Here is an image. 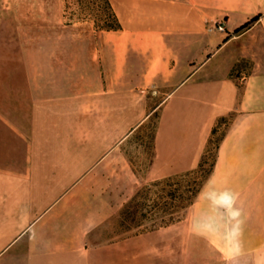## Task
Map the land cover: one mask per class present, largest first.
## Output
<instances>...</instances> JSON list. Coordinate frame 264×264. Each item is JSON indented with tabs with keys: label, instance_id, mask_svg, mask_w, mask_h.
Returning a JSON list of instances; mask_svg holds the SVG:
<instances>
[{
	"label": "crops",
	"instance_id": "1",
	"mask_svg": "<svg viewBox=\"0 0 264 264\" xmlns=\"http://www.w3.org/2000/svg\"><path fill=\"white\" fill-rule=\"evenodd\" d=\"M64 1L16 0L28 6L5 39L0 264H264V0H109L118 32L70 23ZM154 114L140 176L125 146ZM213 130L182 220L106 241L118 180L198 169ZM225 192L239 217L213 203Z\"/></svg>",
	"mask_w": 264,
	"mask_h": 264
},
{
	"label": "trees",
	"instance_id": "2",
	"mask_svg": "<svg viewBox=\"0 0 264 264\" xmlns=\"http://www.w3.org/2000/svg\"><path fill=\"white\" fill-rule=\"evenodd\" d=\"M70 3L75 9L70 11L67 17L68 10H70ZM64 12L70 23L88 21L92 23L94 29L98 32H118L121 30V25L109 0H65ZM260 17L256 16L252 18L235 30L233 34L237 35L248 30L259 21ZM240 64L238 63L235 66L234 71L240 67ZM150 118L151 116L149 120ZM157 118L158 116L155 115V122L149 137V156L146 161L139 165L142 171H146L153 162ZM144 126L145 123L136 130L134 137H140ZM215 134L216 131L213 130L212 135ZM220 139L217 141L216 148ZM210 143L211 139L208 141V144ZM204 157L205 154L201 159L198 169L194 171L176 177L154 181L137 189L121 210L120 226L125 228L126 231L136 230L134 234L137 235L180 222L184 217L186 209L192 204L204 182L212 172L215 158H213L209 168L206 170L204 168ZM130 164L135 174L141 172L136 169L132 160H130ZM160 194L164 196L165 200L163 203L152 199V195L158 198ZM161 213L163 216L159 217Z\"/></svg>",
	"mask_w": 264,
	"mask_h": 264
},
{
	"label": "rangeland",
	"instance_id": "3",
	"mask_svg": "<svg viewBox=\"0 0 264 264\" xmlns=\"http://www.w3.org/2000/svg\"><path fill=\"white\" fill-rule=\"evenodd\" d=\"M65 2V1H64ZM51 3V2H50ZM52 5V3H51ZM28 6V3H22L18 4L16 3V0H0V75H4L6 73H10L8 71V67H6V61L5 58L7 56H10L12 53V46H5V39L9 37L11 29L15 26V23L19 19V8L20 7H26ZM65 6V4H64ZM75 8L70 3V10H68L67 17L69 16V12L73 11ZM68 21V18H67ZM155 122V114L151 116L150 120L148 119L145 123V126L142 130V133L140 134V137H135L132 140H130L128 143H126V152L128 156L132 159L134 162V165L136 166V169L138 171H141L139 175H143L145 171L140 170L139 165L140 163L144 162L148 158L149 153V137L152 131L153 124ZM220 138V135L217 134L214 137L211 138V143L207 145L206 147V153L204 157V168L207 170L209 168V165L211 164L214 153L216 149V144L218 139ZM98 179L94 180L97 181ZM123 179L118 180V184L115 186V194L119 193V196L110 197V201L108 202L111 208H118V213L111 217L109 221H106V223L103 225V233H104V239L107 241L126 237L132 233H134L136 230L132 229L130 231H126L125 228L120 226V213L124 205L129 201V199L132 197V195L135 193L137 189L142 187L143 185H146L147 183L141 184V185H135L131 186L130 189L127 186V181ZM93 182L90 181L88 186H92ZM98 186V185H97ZM130 190V191H129ZM114 194L113 192L111 193ZM152 199H155L159 203L164 202V196L162 194L157 196L152 195ZM112 214V213H111ZM163 214L161 213L159 217H162ZM246 264V263H243Z\"/></svg>",
	"mask_w": 264,
	"mask_h": 264
},
{
	"label": "clouds",
	"instance_id": "4",
	"mask_svg": "<svg viewBox=\"0 0 264 264\" xmlns=\"http://www.w3.org/2000/svg\"><path fill=\"white\" fill-rule=\"evenodd\" d=\"M213 203H220L227 206V210L231 217L236 218L240 216V212L237 209H234L232 206L234 204L235 197L228 192L222 193L219 196V199H216L215 194H212Z\"/></svg>",
	"mask_w": 264,
	"mask_h": 264
}]
</instances>
